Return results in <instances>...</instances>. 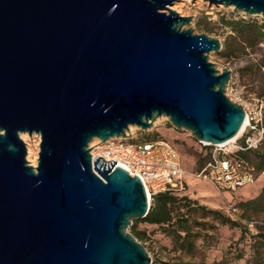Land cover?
<instances>
[{
  "label": "water",
  "instance_id": "1",
  "mask_svg": "<svg viewBox=\"0 0 264 264\" xmlns=\"http://www.w3.org/2000/svg\"><path fill=\"white\" fill-rule=\"evenodd\" d=\"M173 1L0 0V264H151L127 231L144 185L92 146L162 116L207 145L242 129L232 71L208 61L222 43L183 28ZM204 1L264 19V0Z\"/></svg>",
  "mask_w": 264,
  "mask_h": 264
},
{
  "label": "rangeland",
  "instance_id": "2",
  "mask_svg": "<svg viewBox=\"0 0 264 264\" xmlns=\"http://www.w3.org/2000/svg\"><path fill=\"white\" fill-rule=\"evenodd\" d=\"M182 4V5H179ZM172 5V6H171ZM169 8L182 16H192L189 24L183 28H190L194 33H204L220 40L224 54L211 51L208 61L214 64L220 72L224 68L232 71L231 79L226 85L225 94L234 102L241 104L245 112L255 114L261 110L264 120V37L258 36L264 19L259 14H246L234 10L233 6L210 4L204 0H174ZM176 5V7H174ZM167 12V10H164ZM243 20L239 31H234L226 23ZM225 47V48H224ZM220 50V51H221ZM130 139L139 142L146 139L165 140L171 143L180 154L181 162L186 170V190L182 195L188 196L205 210L194 212V219L199 223L202 236L197 240L196 248L191 253L182 251L175 245L173 237L166 231L165 226L151 225L141 219H134L127 227L133 233V227L141 232L138 239L147 249L151 264L182 259L190 264H259L264 260V243L260 234H264V212L253 214L251 220L241 216L240 202L257 197L264 186V177H258L254 183L232 194L219 192L210 182L197 179L193 174L206 161L207 154L214 150V145L207 147L198 141L190 131L175 128L166 116L159 117L154 125L148 129L133 127ZM248 130V128H247ZM26 134L27 138H23ZM20 137L37 153V163L40 145V135L27 132ZM242 139L241 134L236 140ZM230 148L233 146L229 144ZM264 151V143L260 146ZM28 164L34 167V157L26 156ZM252 163L258 161L256 153L249 154ZM250 191V192H249ZM152 200V197H151ZM150 200V202H151ZM239 209L233 214L230 206ZM210 211H218L230 218L237 225H224L215 219L216 215ZM250 222H254L251 226ZM133 235V234H132Z\"/></svg>",
  "mask_w": 264,
  "mask_h": 264
},
{
  "label": "built area",
  "instance_id": "3",
  "mask_svg": "<svg viewBox=\"0 0 264 264\" xmlns=\"http://www.w3.org/2000/svg\"><path fill=\"white\" fill-rule=\"evenodd\" d=\"M246 118L248 122L241 133L242 139L230 142L233 149L228 142L214 145V150L207 154V162L193 174L197 179L210 182L221 193L234 194L254 183L258 177H264V170L258 173L253 164L239 156V152L256 148L264 139L261 110L255 114L246 112ZM130 137L95 144L90 149L92 162L102 156L104 163L116 161V166L140 178L151 197L166 192L183 194L187 185L186 170L174 146L165 140L132 142ZM230 210L233 214L239 213L235 206L231 205ZM250 225L253 226L254 222Z\"/></svg>",
  "mask_w": 264,
  "mask_h": 264
},
{
  "label": "trees",
  "instance_id": "4",
  "mask_svg": "<svg viewBox=\"0 0 264 264\" xmlns=\"http://www.w3.org/2000/svg\"><path fill=\"white\" fill-rule=\"evenodd\" d=\"M226 23L232 28V30L239 31L244 21L237 20ZM262 27L264 28V24ZM258 36L261 38L264 37V31H262V28L258 30ZM219 52L222 55L225 53L224 50H221ZM261 66L264 67V64H262ZM262 127L264 128L263 119ZM150 141L155 140L146 139L141 142ZM263 143L264 139L256 148L239 152V156L253 164L258 173L264 170V151L260 152L259 149ZM253 152L256 153L258 157V161L255 164L249 160V154ZM208 158L206 159L204 164L207 162ZM204 164L200 167V169L204 166ZM239 207L242 210L241 216L248 219V221L251 220L253 214L264 212V186L262 187L261 192L257 197L244 202H240ZM205 209L206 208L204 206H200L188 196H184L182 194H173L169 192L159 193L152 196L150 209L146 216L144 218H141V221L147 222L149 224L167 227L166 231H168L169 235L173 237L175 245L182 251L191 253L196 248L197 240L200 239L203 235L202 231L197 228L199 226V223L195 221L193 214L194 212H197L199 210L202 211ZM210 212L216 215L215 219L221 224L237 225L236 222L232 221L228 217L223 216L218 211ZM132 234L136 238L141 239V232L137 230L136 225H134L133 227ZM260 237L261 241H263L264 243V234H260ZM224 261L225 260H223L222 262ZM164 264H190V262L178 259L174 261L164 262ZM259 264H264V260Z\"/></svg>",
  "mask_w": 264,
  "mask_h": 264
},
{
  "label": "bare ground",
  "instance_id": "5",
  "mask_svg": "<svg viewBox=\"0 0 264 264\" xmlns=\"http://www.w3.org/2000/svg\"><path fill=\"white\" fill-rule=\"evenodd\" d=\"M179 5H182V4H179ZM174 7H176V5ZM247 122H248V119L245 118V122H244V125H243L242 129L239 131V133L235 137H233L232 139L227 141L228 143L233 142L234 140H236V138H238L240 136V134L243 132L244 128L246 127ZM133 127L134 126L130 127L129 133H131V131L134 129ZM22 137L25 139V138H27V135L26 134H22ZM27 156H28L29 159L34 157L33 164L36 165V163H37V153L34 152V150L29 145L27 146ZM148 198L151 200V196L148 195Z\"/></svg>",
  "mask_w": 264,
  "mask_h": 264
},
{
  "label": "crops",
  "instance_id": "6",
  "mask_svg": "<svg viewBox=\"0 0 264 264\" xmlns=\"http://www.w3.org/2000/svg\"><path fill=\"white\" fill-rule=\"evenodd\" d=\"M250 192V191H249ZM151 225H154V224H151Z\"/></svg>",
  "mask_w": 264,
  "mask_h": 264
}]
</instances>
